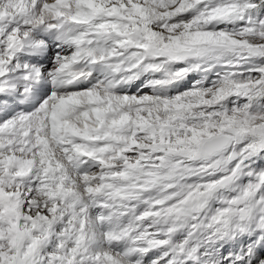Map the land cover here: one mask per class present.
I'll list each match as a JSON object with an SVG mask.
<instances>
[{
    "label": "snow or ice",
    "instance_id": "1",
    "mask_svg": "<svg viewBox=\"0 0 264 264\" xmlns=\"http://www.w3.org/2000/svg\"><path fill=\"white\" fill-rule=\"evenodd\" d=\"M0 264H264V0H0Z\"/></svg>",
    "mask_w": 264,
    "mask_h": 264
}]
</instances>
